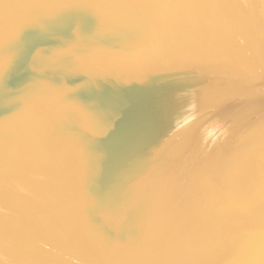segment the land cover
<instances>
[{
  "label": "water",
  "instance_id": "obj_1",
  "mask_svg": "<svg viewBox=\"0 0 264 264\" xmlns=\"http://www.w3.org/2000/svg\"><path fill=\"white\" fill-rule=\"evenodd\" d=\"M224 2L0 0V264H264V0Z\"/></svg>",
  "mask_w": 264,
  "mask_h": 264
},
{
  "label": "snow or ice",
  "instance_id": "obj_2",
  "mask_svg": "<svg viewBox=\"0 0 264 264\" xmlns=\"http://www.w3.org/2000/svg\"><path fill=\"white\" fill-rule=\"evenodd\" d=\"M190 5L192 7H208L211 6L212 0H176L177 7H183L185 5ZM215 6L217 7H224L229 8L234 6L232 2H224V3H216ZM201 26L206 24V20H201ZM188 29L184 25L183 21L177 17L173 19L170 23V27L166 30L162 35V41L167 42L169 40H180L184 38L185 32ZM4 166V162L0 161V168ZM45 211L47 214V219L51 223H56L59 221V201H58V193L56 192L55 188H53L51 195L48 201L45 204Z\"/></svg>",
  "mask_w": 264,
  "mask_h": 264
}]
</instances>
